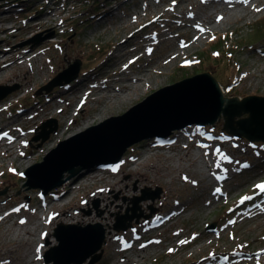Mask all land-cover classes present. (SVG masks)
I'll return each mask as SVG.
<instances>
[{
  "label": "rangeland",
  "instance_id": "rangeland-1",
  "mask_svg": "<svg viewBox=\"0 0 264 264\" xmlns=\"http://www.w3.org/2000/svg\"><path fill=\"white\" fill-rule=\"evenodd\" d=\"M154 1L0 0V47L4 49L8 47L12 51L17 50V56L24 54L32 56L33 49L42 53L41 57L36 59L35 62L29 59L25 60L22 68L18 69L16 76L0 82V85L16 88L0 100V132L6 130L9 124L11 125L19 119L17 115L33 112L36 107L34 105L46 104L49 100V97H47L49 92L58 96L61 93L60 90H63L61 85H57L51 90H45L43 87L48 85L64 69L69 68L76 60L81 61L78 76L81 79L86 78L85 82L79 85L80 89L85 83L93 82V76L102 85H113V82H107L109 76L105 75L101 67L108 58L115 54L119 37L121 35L126 37L131 33L130 30H127L122 32L123 34H119V22L117 20L129 13L140 11L146 3L155 4ZM47 17L54 18V27L56 28L41 27L39 24L34 29L29 28L30 25L39 23V20H46ZM147 17L141 16L140 20L144 21V24L147 23V26L144 30L134 33L135 40L140 39L142 34H148L149 38L155 35L156 22L150 23ZM237 29L239 30L236 31ZM184 37V35L179 36L178 41H181ZM251 38L254 40L252 41ZM188 46V52L193 53L191 60L187 62L193 64L194 68L192 70L178 69L175 65L172 68L161 67L165 71L174 72L170 76L174 79L173 83L197 73L209 72L222 85L228 87L230 93L232 91L231 94L225 92L228 96H264V12L235 21L223 31L209 34L207 38L199 41L198 45H195L194 42ZM164 47L165 44L157 43L151 45L145 52L135 51L131 55H136V58L139 57L138 63L141 67L153 65V67H156L154 68L156 71L160 69L155 64L160 61L159 57ZM178 51L184 52L185 49H179ZM14 54V52H2L1 55H4L2 59L5 60L8 57L11 58ZM42 66H45L47 70L44 71V75L41 77L37 72H34V68L39 69ZM187 67H191V65ZM116 70L117 68H113L111 72L115 73ZM32 72L35 74L36 81L31 86V92L26 95L19 90L23 79H26ZM150 76L157 78V74L153 72L150 73ZM74 83L77 84L78 82L74 81ZM147 98L148 96L144 100ZM144 100L139 103L144 102ZM92 103L98 105L100 102L93 100ZM60 104L66 106L67 102L62 100ZM83 111L81 103L73 109L71 116H80ZM57 112L58 109L54 111V113ZM49 121H52V127L57 130L51 132L47 140H44L43 137L36 139L43 131L44 124ZM224 122V120L218 118L212 124L188 123L185 124L187 129H184V131L186 133L192 132V130L198 132L194 135L195 140L206 145L203 155L207 153V156L213 158L215 154L224 152L225 155L223 154L222 157L226 156L228 159H232V162L227 165L228 168L236 171L234 175L231 174V178L222 181V184L214 181V185L209 186L208 193L203 195L205 190L203 186L184 188L181 185V180H177L179 183L172 186L169 182L170 178L179 176L178 172L173 170L176 165L175 161L166 158H153L143 166L145 172L150 173L149 179H151L149 182L141 181L139 175H131L127 172L116 177V179H124L130 184L131 194H124L119 190L110 188L109 192L116 207L112 209L108 208L98 194L90 196L84 185L77 190L78 186L88 180L92 175L91 173L97 170L95 168L113 166V164L98 163L101 160L99 159L100 156L89 157L83 164L78 163L76 165L75 169L80 167L82 169L73 178V191L60 195L58 199L53 197V194L62 193L64 187L59 186L50 189L48 192L44 188L36 187L39 185L51 186L56 182V179L54 181L43 180L40 177L39 168L32 170V176L34 177L32 180L24 176L28 170L45 161V158L57 149L62 141L68 140L61 139L51 143L50 147L48 145L44 146L59 131L60 121L52 116L40 117L34 121L30 130L26 132L28 135L24 138V144L22 145L25 154L29 156L31 151L38 149L40 152L37 158L31 159L21 166H15L4 153L0 155V202L3 203L12 197H20L22 201L20 204L30 202L36 207H40L43 203L47 204L56 200L55 202L59 204L60 208L64 207L65 204H68L67 206L72 204L70 211L80 216L79 219L95 217L94 220L87 219L84 223L63 222L60 218L54 217L55 211L51 209L49 223L43 226L44 229L41 227L43 229L42 233L34 239V246L36 249L39 248L40 264H66L76 256L63 257L58 262L56 260H52L50 263L46 261L48 252L60 244L56 237V229L61 223L84 226L90 223H101L106 229L105 242L97 252L101 253L102 257L98 261L92 262L94 258V255H92L81 264H112L116 260L119 261L118 264H231L235 259L234 254H239V257L242 258V252H245L243 247L246 249L252 245L248 244L249 241H252L250 236L264 237V217L261 218L262 226H258L257 223L253 224L254 231L242 226L222 229L224 226L229 225V221L236 218L235 216H229L228 219H222L223 216L250 204L261 193L254 186L264 181V142H253L245 137L232 135L225 130ZM46 129L50 130L51 127L47 126ZM181 130L177 128L172 131V133L176 132L174 138L179 135L180 138L182 137L183 143L189 141L188 136H183L184 133L178 134L179 131L182 132ZM23 132V127H18L15 134L21 135ZM208 135L210 138L205 137H208ZM149 140L153 139H146L144 142ZM139 145V143H136L130 146L125 151L122 159L130 153L139 156L141 150ZM199 149L202 150L203 148ZM217 149H219V152H217ZM191 151L185 152L184 149L178 148L177 151L170 154L187 158ZM184 163L185 165L190 164L188 161H184ZM188 168V174L194 176L196 180L200 174L196 173L192 166ZM161 172L165 175L169 173L168 177L160 176ZM66 173L70 174L69 171H66ZM114 180L112 179V181ZM87 183H89L88 187H96L94 181L89 180ZM217 188L220 189L219 192L215 191ZM159 189L161 192L158 198L154 200H137L146 196L148 194L145 193L146 191L152 193ZM243 196H250L252 200L249 199L240 203ZM136 205L138 206L136 213L141 216L134 218L132 226L127 229L130 230L129 234L124 237L127 230L115 228L117 218L118 216L133 214L132 208ZM176 207H179L177 211L182 208L187 209L183 213L188 218L187 220L173 221L171 225L153 227L152 220L161 219L170 213H175L174 209ZM28 211L27 209L22 210L20 216H29L30 218ZM47 212L49 210L43 208L38 211L40 216ZM15 219L7 224H0V234L3 232L8 233L12 227L13 229L18 228L13 224ZM39 222L41 221L32 215L31 222L26 226L34 228ZM143 222H145V225H142ZM146 228H150V230L144 231ZM113 232L119 234L122 241L125 239L133 241L135 253L127 250L123 254L117 255V251L125 244L121 245L117 242L110 248L107 245L108 236ZM213 232L220 233L221 237L213 236L210 241H207L204 249H199L200 251L196 254H189L195 248L200 247L201 243L195 241L199 240L201 236ZM134 235L139 236L135 238ZM181 241H185V243H181ZM261 247H264V243ZM262 248L257 255L261 256L263 254ZM169 249L173 251H169ZM55 254L51 255L54 256ZM255 264H264V262Z\"/></svg>",
  "mask_w": 264,
  "mask_h": 264
},
{
  "label": "bare ground",
  "instance_id": "bare-ground-1",
  "mask_svg": "<svg viewBox=\"0 0 264 264\" xmlns=\"http://www.w3.org/2000/svg\"><path fill=\"white\" fill-rule=\"evenodd\" d=\"M154 3L155 4L146 3L145 7L141 8L140 11L129 13L127 16H123L121 19L117 20V22H119V34H123L122 32L127 30H130L131 33L126 37L123 35L119 37L115 54L108 58L101 67L105 75L109 76L107 82H113V85H102L99 83L98 79L96 80L93 76L92 78L94 81L87 84L85 83L80 89L79 85L85 82L86 78L81 79L78 76L70 82L61 85L63 90H60L61 93L58 96L49 92L47 96L49 100L46 104L34 105V107H36L33 112L28 114L25 113V115H23V113L17 115L19 119L11 125L9 124L6 130L0 132V155L4 153L15 166H21L31 159L37 158L40 152L38 149L31 151L29 156L25 154L22 145L24 144V138L28 135L26 132L30 130L34 121L40 117L47 118L52 116L58 118L60 121L59 131L54 134L53 139L49 143H45L44 145L50 147L51 143H55L58 140L71 139L83 132H87V130L93 126L105 122L109 118L108 116L114 117L124 114L140 101L144 100L145 97L173 84L174 79L170 76L174 72L170 70L165 71L163 70L164 68H172L174 65L178 67V69H185L186 71H190L194 68L193 64L187 63L191 60V56L193 55V53L188 52L187 48L189 44L195 42V45H198V42L207 38L209 34L223 31L233 22L243 20L253 14L264 12V0H246V2L245 0H155ZM141 16H148L147 18L150 20V23L156 22L155 35L149 38L148 34H142L140 39L135 40L134 33L142 29L144 30L147 26V23L144 24V21L140 20ZM53 20L54 18L47 17L46 20H39V23L30 25L29 28L34 29L38 24L41 27H54ZM196 25H199L200 28L196 27ZM201 28L204 29V31H201ZM238 30L239 29L236 31ZM181 35L185 37L181 39V41H178V37ZM157 43L162 45L165 44L164 50L159 57L160 61L155 64V66L158 65L160 69L155 71L154 68L156 67H153V65L141 67L138 63L139 57L136 58V55L132 56L131 54L135 51L145 52L151 45ZM7 48L4 49L0 47V82L16 76L18 74V69L22 68V64L25 60L29 59L35 62L36 59L40 58L42 55V53L33 49L32 56L28 54L17 56V50L12 51L11 48ZM179 49H185V51H178ZM2 52H14L15 54L11 58L8 57L4 60L2 59V57H4V55H1ZM189 65H191V67H187ZM162 66L164 68H161ZM113 68H117V72H111ZM46 70L45 66L39 69L34 68V72H37L41 77ZM34 72L30 73L26 79H23L22 86L19 90L26 95L31 92V86L33 82L36 81ZM152 72L157 74V78H152L150 76ZM74 81L78 83L76 84ZM221 86L223 91L227 94L232 93V91L230 93L228 87L224 85ZM62 100L67 102L66 106H61L60 101ZM93 100H98L100 103H98V105L94 104L92 103ZM81 103L84 109L82 114L80 116H71L73 109ZM56 109H58V112L54 113ZM18 127H23V134H15ZM186 127L187 126H182L178 128V130L183 129L181 130L182 132L179 131L178 134L184 133L183 136H188L190 142L186 141L183 143V139L182 137L180 138L179 135L174 138V133L176 132H171L168 135L152 134L137 142L140 144L139 147L141 148L139 156L130 153L127 157L121 158L122 161L120 160L116 163H112L113 166L95 168L97 170L91 173L92 175L90 178L79 185L77 190L84 185V187L88 189L87 191L90 196L98 194L101 200L107 204L108 208L114 209L116 207L109 192L110 188L119 190L124 194H131L130 184L124 179H116L119 174L127 172L131 175H139L141 181L149 182L151 179H149L150 173H146L143 166L149 163L153 158H166L175 161L176 165L173 170L179 174L177 177L170 178L169 182L172 186L173 184L179 183L177 180H181V185H183L184 188L203 186L205 188L203 195L208 193L209 186L214 185V181L221 182L222 184V181L231 178V174L234 175L236 171L227 167V165L232 162V159H224L222 157L223 154L225 155L224 152L215 154L213 158L203 155L206 146L205 143L202 144L195 140L194 135L198 133L196 130L186 133L184 131V129H187ZM4 133H7V136L3 135ZM205 137L210 138L209 135ZM146 139L153 140L144 142ZM178 148L184 149L185 152H189L192 149L193 151L189 153L187 158L170 154L177 151ZM199 148L203 149L200 150ZM184 161H188L191 165H185ZM217 163H219V167H217ZM189 166H192L196 173L200 174L196 180L194 176L188 174ZM114 168L116 169L115 171L113 170ZM151 174L154 176L153 173ZM168 175L162 172L160 173V176L168 177ZM64 176L65 183L62 184V187H64L63 192L53 194V197H56V199H58L60 195H65L66 192L73 191V178H75L76 175L71 176L69 173H66ZM185 177L187 179H185ZM112 179L115 180L112 181ZM89 180L94 181L96 187H88L89 183H87V181ZM193 181H195V183H193ZM55 201L56 200L48 202L47 204L43 203L40 207H36L30 202H23L20 204L22 202L20 197H12L3 203L0 202V224H7L9 221L16 218L13 224L18 226V228L15 229L12 227L8 233L3 232L0 234V262H6V264H40L41 257L38 255L39 252H37L34 246V239L42 233L41 231L44 229L43 226L49 223L51 209L55 211L54 217L60 218L63 222L84 223L87 219H95V217L79 219L80 216L70 211L72 209V204L69 206L65 204L64 207L60 208L59 204ZM42 208L49 210V212L40 216L38 211L42 210ZM177 208L179 207L174 209V211H176L175 213H170L161 219L152 220L153 227L171 225L173 221L178 222L187 220L188 218L183 214L187 209L182 208L177 211ZM15 209L18 210L14 211ZM24 209L29 210L28 213L30 218L29 216H20ZM32 215L34 218L41 221L34 228L26 226L31 222ZM229 216H235L236 218L231 220L233 223H229V225L224 226L222 229L242 226L254 231L255 229L252 228L253 224L257 223L258 226H262L261 218L264 217V193H259L250 204L240 207L237 211H231L223 216L222 219H228ZM21 220H23L24 223H21ZM144 223L145 222H143L142 225H145ZM41 227H43V229ZM149 230L150 228H146L144 231ZM129 232L130 230L125 231L124 237L127 236ZM215 235L217 238L221 237L220 233L216 234L214 232L209 235L201 236L199 240L195 241L201 243L200 247L195 248L194 251L189 254H196L200 251L199 249H204L207 241H210ZM119 236L120 235L117 233H111V235L108 236L107 245L112 248L117 242L121 245L125 244L117 251V255L123 254L127 250H131V252L135 253L133 241L127 239L122 241V237ZM138 236L139 235H134L135 238ZM250 239L252 241H249L248 244L252 245L246 249L243 247L245 252H242V258L239 257V254H234L233 256L235 259L231 264H255L264 262V247H261L264 243V237L256 235L253 237L250 236ZM261 248L263 249V254L260 256L257 254ZM118 263L119 261L116 260L113 261L112 264Z\"/></svg>",
  "mask_w": 264,
  "mask_h": 264
},
{
  "label": "water",
  "instance_id": "water-1",
  "mask_svg": "<svg viewBox=\"0 0 264 264\" xmlns=\"http://www.w3.org/2000/svg\"><path fill=\"white\" fill-rule=\"evenodd\" d=\"M80 67L81 61L76 60L43 89L51 90L57 85L70 82L79 75ZM221 85L209 72L197 73L177 81L149 95L144 102L136 104L124 114L111 117L87 132L62 141L45 161L28 170L24 176L32 180V170L39 168L43 180L56 179L51 186H36L48 192L65 183L66 171H69L71 176L76 175L82 169H75L76 165L83 164L89 157L100 156L98 163H116L130 146L145 137L152 134L168 135L188 123L212 124L218 118L225 121L224 128L230 134L245 137L253 142H264V96H228ZM15 89L0 85V100ZM47 126L51 129L47 130ZM54 130L56 128H53L52 121H49L44 124L43 131L36 139L43 137L47 140ZM160 192V189L152 193L146 191L148 194L137 200H154L160 196ZM137 207L136 205L132 208L133 214L118 216L115 228L127 230L131 227L134 218L141 216L136 213ZM56 237L60 244L48 252V263L75 255L66 264H81L92 255V262H96L102 257V254L97 252L105 242L106 229L101 223L85 226L61 223L56 229ZM54 253V256L51 255Z\"/></svg>",
  "mask_w": 264,
  "mask_h": 264
},
{
  "label": "snow or ice",
  "instance_id": "snow-or-ice-1",
  "mask_svg": "<svg viewBox=\"0 0 264 264\" xmlns=\"http://www.w3.org/2000/svg\"><path fill=\"white\" fill-rule=\"evenodd\" d=\"M245 2H246V0H245ZM218 19H219V18H218ZM196 27L200 28L199 25H196ZM201 31H204V29L201 28ZM3 135L7 136V133H4ZM217 152H219V149H217ZM205 155H207V153H205ZM223 158H224V159H228V157H226V156L223 157ZM245 166H247V165H245ZM217 167H219V163H217ZM113 170L115 171L116 169L114 168ZM185 179H187V178L185 177ZM193 183H195V181H193ZM254 187L257 188V189H259V192L264 193V181H261L260 183L256 184ZM215 191H216V192H219L220 189L217 188ZM251 198H252V197H250V196H243V197L241 198V200H240V203H243L245 200H249V199H251ZM17 210H18V209H15L14 211H17ZM21 223H24V221L21 220ZM229 223H233V221H229ZM181 243H185V241H181ZM141 247H143V245H141ZM169 251H173V250H172V249H169ZM37 252H39V248H37ZM210 255H211V254H210ZM0 264H6V262H0Z\"/></svg>",
  "mask_w": 264,
  "mask_h": 264
},
{
  "label": "trees",
  "instance_id": "trees-1",
  "mask_svg": "<svg viewBox=\"0 0 264 264\" xmlns=\"http://www.w3.org/2000/svg\"><path fill=\"white\" fill-rule=\"evenodd\" d=\"M257 29V28H256ZM259 36V35H258ZM251 40L253 41L254 39L253 38H251Z\"/></svg>",
  "mask_w": 264,
  "mask_h": 264
}]
</instances>
